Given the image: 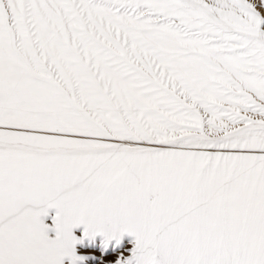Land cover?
I'll return each mask as SVG.
<instances>
[{
    "label": "snow or ice",
    "instance_id": "1",
    "mask_svg": "<svg viewBox=\"0 0 264 264\" xmlns=\"http://www.w3.org/2000/svg\"><path fill=\"white\" fill-rule=\"evenodd\" d=\"M0 264H264V0H0Z\"/></svg>",
    "mask_w": 264,
    "mask_h": 264
}]
</instances>
